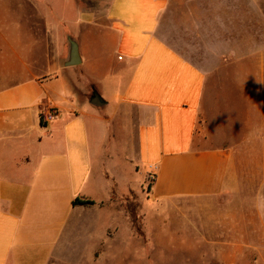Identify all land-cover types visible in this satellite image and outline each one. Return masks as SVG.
<instances>
[{"label":"crops","instance_id":"crops-1","mask_svg":"<svg viewBox=\"0 0 264 264\" xmlns=\"http://www.w3.org/2000/svg\"><path fill=\"white\" fill-rule=\"evenodd\" d=\"M3 4L8 71H18L0 88V264H107L108 203L133 188L127 162L135 175L155 174L150 206L204 209L234 197L227 223L240 231L226 244L236 252L264 244V77L248 82L242 138L227 117L224 142L213 145L203 106L208 74L223 66L224 53L250 52L233 28L234 18H250L249 0ZM69 35L82 62L64 67ZM30 37H40L37 45ZM95 94L103 105L92 102ZM51 108L61 114L45 124ZM77 198L95 204L74 206Z\"/></svg>","mask_w":264,"mask_h":264},{"label":"rangeland","instance_id":"rangeland-1","mask_svg":"<svg viewBox=\"0 0 264 264\" xmlns=\"http://www.w3.org/2000/svg\"><path fill=\"white\" fill-rule=\"evenodd\" d=\"M249 1L250 18L246 17L243 23L238 17L234 18L233 28L238 34L237 43L244 48L250 44V52H244V49L241 53H224L223 66L216 73L208 74L207 78L203 106L206 107L208 118L207 131L213 135L212 144L216 146L224 142V118L227 117L232 128L239 130L236 136L241 133L239 137L242 138V123L247 118L250 102L252 104V101L248 103L247 98L250 91V87L247 88L248 82L264 77V0ZM3 7L6 5L3 4L2 8L0 6V24L4 21L2 17H5ZM31 9L32 22H40L36 6H31ZM13 17L22 19L23 13L15 12ZM30 30V24L25 23L23 31L28 33ZM35 38L37 40L34 41L30 37V41L37 45L35 43L40 37ZM7 44V37L0 35V88L8 85L4 83L8 82L5 79L7 76L18 71L17 67L8 71ZM222 101L225 106H222ZM124 166L125 178L131 181L133 188L115 191L108 203L112 221L110 258L107 264H263L259 258L264 256V244L241 246L243 249L239 252L226 244L229 235L240 231L228 228L227 223V215L232 205L236 204V198L218 197L204 209L199 204L198 207L193 204H180L178 207L162 204L150 206L148 188L153 184L152 180L135 175L129 162L124 163ZM247 198V204L253 203L252 197ZM96 255L101 259V251ZM74 262L69 264H85V260L81 259Z\"/></svg>","mask_w":264,"mask_h":264},{"label":"water","instance_id":"water-1","mask_svg":"<svg viewBox=\"0 0 264 264\" xmlns=\"http://www.w3.org/2000/svg\"><path fill=\"white\" fill-rule=\"evenodd\" d=\"M67 39L69 44V54L68 58L64 62V67L77 66L82 62L78 42L70 35L67 37ZM92 102L99 106L104 104L98 94H95V100Z\"/></svg>","mask_w":264,"mask_h":264},{"label":"built area","instance_id":"built-area-1","mask_svg":"<svg viewBox=\"0 0 264 264\" xmlns=\"http://www.w3.org/2000/svg\"><path fill=\"white\" fill-rule=\"evenodd\" d=\"M60 114L61 111L58 108H51L42 113L41 120L43 123L49 124L52 121H54L56 118H58ZM148 178L151 179L153 182L155 180V174L151 172Z\"/></svg>","mask_w":264,"mask_h":264},{"label":"trees","instance_id":"trees-1","mask_svg":"<svg viewBox=\"0 0 264 264\" xmlns=\"http://www.w3.org/2000/svg\"><path fill=\"white\" fill-rule=\"evenodd\" d=\"M94 204H95V202L92 200H89V199L77 198L76 200H74V206L75 205L92 206Z\"/></svg>","mask_w":264,"mask_h":264}]
</instances>
